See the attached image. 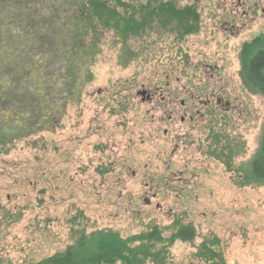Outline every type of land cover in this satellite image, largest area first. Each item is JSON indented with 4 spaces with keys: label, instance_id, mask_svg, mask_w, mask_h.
Returning <instances> with one entry per match:
<instances>
[{
    "label": "rangeland",
    "instance_id": "1",
    "mask_svg": "<svg viewBox=\"0 0 264 264\" xmlns=\"http://www.w3.org/2000/svg\"><path fill=\"white\" fill-rule=\"evenodd\" d=\"M124 1L191 7L197 30L155 18L125 39L105 33L56 129L0 147V264H39L101 231L159 234L154 264H264V181L247 178L264 95L240 78L264 0ZM142 90L165 99L143 103ZM180 227L193 239H174Z\"/></svg>",
    "mask_w": 264,
    "mask_h": 264
},
{
    "label": "trees",
    "instance_id": "2",
    "mask_svg": "<svg viewBox=\"0 0 264 264\" xmlns=\"http://www.w3.org/2000/svg\"><path fill=\"white\" fill-rule=\"evenodd\" d=\"M10 17L23 19L27 26L21 30L7 23L0 30V104L5 107L0 109V147L56 129L65 102L78 99L87 82L81 73L105 33L125 39L151 28L155 18L162 27L173 21L180 28L198 27L191 7L179 9L171 2L143 6L124 0H0V24ZM240 78L246 87L264 95V34L244 47ZM248 169L247 178L264 181V131ZM180 229L174 239H193L192 229ZM158 243L162 239L155 232L131 240L95 232L39 264H154ZM205 246L201 247L205 259H217L208 255ZM216 262L220 264L219 259Z\"/></svg>",
    "mask_w": 264,
    "mask_h": 264
},
{
    "label": "flooded vegetation",
    "instance_id": "3",
    "mask_svg": "<svg viewBox=\"0 0 264 264\" xmlns=\"http://www.w3.org/2000/svg\"><path fill=\"white\" fill-rule=\"evenodd\" d=\"M137 96L140 97L141 102L148 103V104H152L153 102H155L157 97L160 99V101H164V99H165V97L162 95V93H159L157 90L152 91V92L142 90L140 92H137ZM213 97H214V94L211 95V99ZM193 98H194V96H190V99H193ZM215 101H216L217 105L221 104L220 98H216ZM210 102H211L210 99H207V101L205 102V107L210 106V105H208V104H210ZM184 105L185 104L183 102H181L179 106L181 109H184ZM226 105H227V103H226ZM183 120H184V117H182L180 121L183 122ZM180 228H183V227H180ZM180 230L181 229H178L177 232H179ZM177 232H175V233H177Z\"/></svg>",
    "mask_w": 264,
    "mask_h": 264
}]
</instances>
